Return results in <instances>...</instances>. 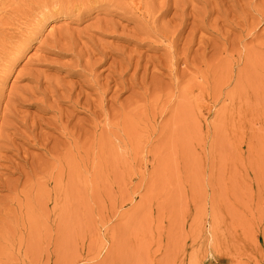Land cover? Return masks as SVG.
Masks as SVG:
<instances>
[{
    "label": "rangeland",
    "instance_id": "obj_1",
    "mask_svg": "<svg viewBox=\"0 0 264 264\" xmlns=\"http://www.w3.org/2000/svg\"><path fill=\"white\" fill-rule=\"evenodd\" d=\"M20 1L0 0V264H264V0Z\"/></svg>",
    "mask_w": 264,
    "mask_h": 264
},
{
    "label": "bare ground",
    "instance_id": "obj_2",
    "mask_svg": "<svg viewBox=\"0 0 264 264\" xmlns=\"http://www.w3.org/2000/svg\"><path fill=\"white\" fill-rule=\"evenodd\" d=\"M21 1L23 2V0H21ZM21 1H20V2H21ZM34 1H35L36 4L38 5L39 2L37 3L36 0H34ZM39 1H40V0H39ZM60 1H61V0H60ZM63 1H64V0H63ZM65 1H67V0H65ZM68 1H70V0H68ZM68 1H67V3H66V2H62V3H59V2H58V4H56V5H58V6H62L63 3H65L64 5L67 7ZM90 1H91V0H90ZM93 1H94V0H93ZM93 1H92V2H93ZM97 1H101V0H97ZM106 1H107V0H106ZM109 1H110V0H109ZM112 1H113V0H111L110 2H112ZM115 1L118 2V0H115ZM121 1H122V0H121ZM127 1H128V0H127ZM127 1H125V4H126ZM15 2H16V1H15ZM24 2H25V0H24ZM26 2H27V1H26ZM28 2H29V0H28ZM28 2H27V3H28ZM30 2H31V0H30ZM30 2H29V4H28V6L31 4ZM42 2H43V1H41L40 3H41V5H43V7H44V5L47 4V2H45L44 4H43ZM75 2H76V0H75ZM77 2H78V0H77ZM83 2H84V5H85V3H86V5H87V3H89V0H84ZM83 2H80V3H83ZM92 2H91V3H92ZM104 2H105V1H104ZM116 2H115V3H116ZM123 2H124V1H123ZM123 2H121V3H123ZM133 2H134V1H133ZM206 2L209 3L208 1H206ZM32 3H33V1H32ZM48 3H49V2H48ZM70 3L74 4V1H72V2H70ZM70 3H69V4H70ZM96 3H97V2H96ZM99 3H100V2H99ZM106 3H108V2H106ZM118 3H119V2H118ZM128 3H129V1H128ZM128 3H127V4H128ZM34 4H35V3H34ZM50 4H51V6L53 5L52 2H51ZM50 4H48V5H50ZM89 4H90V3H89ZM93 4H95V1H94ZM108 4H109V3H108ZM111 4H112V3H111ZM133 4H134V3H133ZM209 4H211V3H209ZM32 5H33V4H32ZM41 5H40V6H41ZM82 5H83V4H82ZM86 5H85V6H86ZM98 5H99V4H98ZM104 5H106V4H104ZM113 5H114V4H113ZM16 6H17V3H16ZM19 6H20V5H19ZM24 6H26V4H24ZM38 6H39V5H38ZM38 6H37V7H38ZM40 6H39V7H40ZM89 6H90V5H89ZM94 6H95V5H94ZM114 6H115V5H114ZM116 6H117V5H116ZM116 6H115V8H116ZM124 6H125V5H124ZM205 6H206V5H205ZM17 7H18V6H17ZM17 7H16V8H17ZM41 7H42V6H41ZM43 7H42V8H43ZM68 7H69V6H68ZM72 7H74V6H71V9H73ZM80 7H83V6H81V4H80ZM87 7H88V6H87ZM129 7H130V5H129ZM45 8H47V7L45 6ZM45 8H44V9H45ZM49 8H50V7H49ZM49 8H48V9H49ZM61 8H62V7H60V10H61ZM77 8H78V5H77ZM120 8L122 9V8H124V7L122 6V7H120ZM65 9H66V8H65ZM75 9H76V8H75ZM86 9H87V8H86ZM62 10H63V8H62ZM76 10H77V9H76ZM79 10H80V9H79ZM22 11H23V10H22ZM65 11H66V10H65ZM83 11H84V10H83ZM88 11H90V10L88 9ZM118 11H119V10H118ZM121 11H122V10H121ZM49 12H50V10H49ZM66 12H67V11H66ZM73 12H74V11H73ZM124 12H125V11H124ZM261 12H262V11H261ZM263 12H264V11H263ZM41 13H42V12H41ZM59 13H60V12H59ZM51 14H53V13H51ZM51 14H49V15H51ZM68 14H69V13H68ZM70 14H71V12H70ZM65 15H67V14H65ZM261 15H263V14L261 13ZM261 15H260V16H261ZM38 16H39V15H38ZM61 16H64V14H62ZM39 18H40V17H39ZM258 19H260V17H259ZM258 19H256V22H257ZM263 19H264V17H263ZM39 20H41V19H39ZM261 20H262V19H261ZM261 20H260V21H261ZM2 21H3V18H2ZM2 21L0 20V22H2ZM2 23H3V22H2ZM4 23H5V21H4ZM104 23H105V22H104ZM258 23H259V22H258ZM258 23H256V25H257ZM0 24H1V23H0ZM182 24H183V23H182ZM30 25H31V24H30ZM100 25H101V24H100ZM102 26H103V25H102ZM148 26H149V25H148ZM155 26H156V25H155ZM112 27H113V26H112ZM99 28H100V27H99ZM138 28H139V27H138ZM143 30H144V29H143ZM152 30H153V29H152ZM135 31H136V30H135ZM143 32H144V31H143ZM148 32H149V31H148ZM148 32H146V33L148 34ZM155 32H156V31H155ZM151 33H152V32H151ZM157 34H158V33H157ZM12 35H13V34H12ZM135 35H136V32H135ZM154 35H155V33H154ZM162 35H163V34H162ZM164 35H165V34H164ZM136 36H137V35H136ZM147 36H148V35H147ZM161 37H164V36H161ZM165 37H167V36L165 35ZM1 39H2V38H1ZM164 39H165V38H164ZM8 40H9V39H8ZM11 40H12V38H11ZM11 40H10V41H11ZM142 40H143V39H142ZM144 40H145V39H144ZM144 40H143V41H144ZM10 41H8L9 45H10V43H11ZM5 42H6V41H5ZM145 42H146V41H145ZM149 42H150V41H149ZM12 44H14V43H12ZM17 44L19 45V43H17ZM74 44H75V43H74ZM7 45H8V44H7ZM7 45H6V44L3 45L4 47L6 46V47H5L6 50L3 49L4 47H2V49L0 48L1 51H5V52H1V55H2V53H3V56H5L6 54H9V53H10L9 55H11V52H12V50H13L11 47L7 48ZM11 46H12V45H11ZM70 46H71V45H70ZM157 46H158V45H157ZM172 46H173V44H172ZM12 47H13V46H12ZM14 47H16V46H14ZM75 47H76V45H75ZM20 48H21V47H20ZM20 48H19V49H20ZM72 48H73V47H72ZM72 48H71V49H72ZM15 49H16V48H15ZM19 49H17V50H19ZM90 49H91V48H90ZM90 49H89V50H90ZM81 50H83V49H81ZM81 50H80V51H81ZM84 50H85V49H84ZM84 50H83V51H84ZM98 50H99V49H98ZM14 51H15V50H14ZM87 51H88V50H87ZM90 51H91V50H90ZM101 51H102V50H101ZM92 52H93V51H92ZM102 52L104 53V51H102ZM170 52H171V51H170ZM84 53H85V52H83V54H84ZM87 53H88V52H87ZM89 53H90V52H89ZM13 54H15V52H13ZM80 54H81V52H80ZM83 54H81V55H83ZM93 54H94V53H93ZM93 54H92V56H93ZM104 54H105V53H104ZM106 54H108V53H106ZM106 54H105V55H106ZM185 54H186V53H185ZM87 55H88V54H87ZM87 55H86V54L84 55V56H85V57H84V59H85L84 62L87 61V58H86ZM3 56H2V57H3ZM92 56H91V57H92ZM103 56H104V55H103ZM106 56H107V55H106ZM173 56H174V54H173ZM185 56H186V55H185ZM6 57H7V56H6ZM19 57H20V56H18V58H19ZM82 57H83V56H82ZM110 57H111V56H110ZM126 57H128V56H126ZM176 57H177V55H176ZM4 58H5V57H4ZM77 58H78V57H77ZM88 58H89V57H88ZM102 58H103V57H102ZM107 58H108V56H107ZM130 58H131V57H130ZM82 59H83V58H82ZM93 59H96V58H93ZM128 59H129V57L127 58V60H128ZM39 60H40V59H39ZM79 60H80V59H79ZM79 60H77V62H80ZM96 60H97V61H100V60H98V59H96ZM96 60H95V61H96ZM103 60H104V59H103ZM105 60H106V59H105ZM137 60H139V58H138ZM170 60H172V59H170ZM174 60H175V59H174ZM176 60H177V59H176ZM88 61H89V60H88ZM124 61H125V60H124ZM140 61H142V60H140ZM81 62H82V61H81ZM84 62H83V63H84ZM92 62H94V60H92L91 63H92ZM119 62H120V61H119ZM128 62H129V61H128ZM131 62H132V58H131ZM131 62H129L130 65H131ZM168 62H169V61H168ZM83 63H82V65H83ZM85 63H86V62H85ZM96 63H97V62H96ZM99 63H100V62H99ZM135 63H136V62H135ZM141 63H142V62H141ZM171 63H173V62H171ZM171 63H170V65H171ZM174 63H175V61H174ZM77 64H78V63H77ZM79 64H80V63H79ZM94 64H95V63H94ZM94 64H93V65H94ZM97 64H98V63H97ZM108 64H109V63H108ZM113 64H114V63H113ZM86 65H87V63H86ZM89 65H90V63H89ZM133 65H134V64H133ZM173 65H174V64H173ZM173 65H172L171 67H174ZM3 66H4V65H3ZM76 66H77V65H76ZM91 66H92V65H91ZM91 66H90V67H91ZM94 66H95V65H94ZM113 66H114V65H113ZM115 66H116V65H115ZM115 66H114V67H115ZM117 66H118V65H117ZM117 66H116V67H117ZM135 66H136L135 68L137 69V64H135ZM139 66H141V65H139ZM142 66H143V65H142ZM159 66H160V65H159ZM88 67H89V66H88ZM120 67H121V66H120ZM75 68H76V67H75ZM80 68L83 70V69H85L86 67L83 68V66H82V67L80 66ZM127 68H128V66H127ZM127 68H126V67L124 68V66H123L122 69H124V72H125V70H126ZM142 68H143V67H142ZM78 69H79V67H78ZM87 69H88V68H87ZM110 69H111V68H110ZM133 69H134V68H133ZM170 69H171V68H170ZM91 70H92V69H91ZM117 70H118V68H117ZM144 70H145V69H144ZM85 71H86V70H84V72H85ZM93 71H94V70H93ZM113 71H114V70H113ZM121 71H122V70H121ZM145 71H146V70H145ZM171 71H172V70H171ZM87 72H89V71H87ZM87 72H86V73H87ZM115 72H116V71H115ZM137 72H138V71H137ZM143 72H144V71H143ZM143 72H142V73H143ZM149 72H150V71H149ZM119 73H120V72L118 71V74H119ZM145 73H146V72H145ZM89 74H90V73H89ZM91 74H92V73H91ZM114 74H116V73H114ZM127 74H128V73H127ZM146 74H147V73H146ZM107 75H108V74H107ZM110 75H111V74H110ZM124 75H125V74H124ZM124 75H123V76H124ZM136 75H137V74H136ZM138 75H139V74H138ZM138 75H137V76H138ZM142 75H143V74H142ZM142 75H141V76H142ZM94 76H95V75H94ZM112 76H113V75H112ZM120 76H121V75H120ZM107 77H108V76H107ZM107 77H106V78H107ZM132 77H133V76H132ZM134 77H135V75H134ZM144 77H145V76H144ZM108 78L110 79V77H108ZM113 78H114V77H113ZM116 78H117V77H116ZM120 78H121V77H120ZM120 78H119V79H120ZM137 78H138V77H137ZM140 78H142V77H139V79H140ZM92 79H93V78H92ZM95 79H97V78H95ZM143 79L145 80V78H143ZM129 80H130V79H129ZM141 80H142V79H141ZM141 80H140V82H141ZM144 80H143V81H144ZM119 81H120V80H119ZM121 81H122V80H121ZM92 82H93V80H92ZM92 82H90V83H92ZM124 82L126 83L127 81H124ZM128 82H129V81H128ZM136 82H137V81H136ZM42 83H43V82H42ZM95 83H96V82H95ZM98 83H99V82H97L96 84H98ZM122 83H123V82H122ZM88 84H89V83H88ZM92 84H93V83H92ZM104 84H105V83H104ZM106 84H108V83H106ZM132 84H133V83H132ZM132 84H131V85H132ZM139 84H140V83H139ZM94 85H95V84H94ZM127 85H128V84H127ZM129 85H130V84H129ZM129 85H128V87H129ZM143 85H145V84H143ZM37 86H38V85H37ZM92 86H93V85H92ZM106 86H107V85H106ZM116 86H117V85H115L114 87H116ZM122 86H124V85H122ZM140 86H141V85H140ZM53 87L55 88V85H54ZM59 87H60V86H59ZM61 87H62V86H61ZM61 87H60V88H61ZM64 87H65V86H64ZM93 87H94V86H93ZM96 87H97V86H96ZM107 87H108V86H107ZM107 87H106V88H107ZM130 87H131V86H130ZM137 87H138V85H137ZM146 87H147V86H146ZM65 88H66V87H65ZM68 88H69V87H68ZM71 88H72V87H71ZM100 88H101V87H100ZM102 88H103V87H102ZM102 88H101V90H100V89H99V90L102 91ZM106 88H104V89H106ZM58 89H59V88H58ZM58 89H57V91H58ZM116 89H117V88H116ZM116 89H115V90H116ZM126 89H127V88H126ZM67 90H68V89H67ZM69 90H70V89H69ZM69 90H68V92L71 91V90H70V91H69ZM107 90L109 91V88H108ZM107 90H106V91H107ZM123 90H124V89H123ZM29 91H31V90H29ZM57 91H56V92H57ZM97 91H98V90H97ZM97 91H96L95 93H97ZM100 91H98V92H100ZM117 91H118V89H117ZM32 92H34V91H31V93H32ZM59 92H60V91H59ZM115 92H116V91H115ZM115 92H114V93H115ZM39 93H40V92H39ZM42 93H43V92H42ZM62 93H63V92H62ZM74 93H75V91H74ZM101 93H102V92H101ZM43 94H44V93H43ZM69 94H71V92H70ZM78 94H79V92H78ZM143 94H144V93H143ZM18 95H19V93H18ZM22 95H23V94H22ZM56 95H57V94H56ZM67 95H68V94H67ZM81 95H82V94H80V97H81ZM101 95H102V94H101ZM19 96H20V95H19ZM30 96H31V95H30ZM41 96H42V95H41ZM51 96H52V93H51ZM63 96H64V95H63ZM68 96H69V95H68ZM141 96H142V95H141ZM47 97H48V96H47ZM72 97H73V95H72ZM21 98H22V100H24L23 96H21ZM21 98H20V99H21ZM31 98H32V96H31ZM33 98H34V95H33ZM44 98H46V97L44 96ZM67 98H68V97H67ZM69 98H70V96H69ZM76 98H77V97H76ZM20 99H19V100H20ZM26 99H27V98H26ZM79 99H80V98H79ZM102 99H103V98H102ZM28 100H29V99H28ZM44 100H45V99H43V100H41V101H44ZM71 100H72V99H71ZM73 100H75V101H74V102H75L74 104H76V99H73ZM77 100H78V99H77ZM81 100H82V99H81ZM9 101H10V100H9ZM92 101H94V100H92ZM101 101H102V100H101ZM72 102H73V101H72ZM78 102H81V101H78ZM86 102H88V101H86ZM90 102H91V101H90ZM8 103H9V102H8ZM8 103H7V104H8ZM69 103H70V101H69ZM96 103H97V101H96V102L94 101V104H96ZM74 104L72 103V106H73ZM78 104H79V103H78ZM82 104H84V103H82ZM91 104H93V102H91ZM102 105H103V104H101V106H102ZM86 106H88V105H86ZM86 106H83V108L87 109ZM98 106H99V105H98V103H97L96 107H98ZM101 106H100V107H101ZM75 107H76V106H75ZM79 107H80V105H79ZM88 107H90V106H88ZM96 107L93 106V108H95V109H96ZM103 107H104V106H103ZM88 109H89V108H88ZM91 109H92V106H91ZM91 109H90V110H91ZM95 109H92V111L95 110ZM103 109H105V108H103ZM90 110H89V111H90ZM106 110H107V109H106ZM86 111H87V110H86ZM92 111H91V113L95 116L96 113L94 114V112H92ZM99 111H100V110H99ZM99 111H98V112H99ZM11 112H12V111H11ZM98 112H97V113H98ZM103 112H105V111H103ZM12 113H13V112H12ZM101 113H102V112H101ZM106 113H107V111H106ZM61 114H62V113H61ZM87 114H88V113H87ZM104 114H105V113H104ZM107 114H108V113H107ZM107 114H105V116H106ZM14 115H15V114H14ZM59 115H60V114H59ZM62 115H63V114H62ZM62 115H61V118H62ZM102 115H103V114H102ZM63 116H64V115H63ZM88 116H91V115H88ZM96 116H97V114H96ZM96 116H95V118H96ZM4 118H5V117H4ZM63 118H64V117H63ZM5 119H6V118H5ZM56 119H57V118H56ZM58 120H60V119H58ZM93 120H94V118H93ZM60 121H61V120H60ZM62 121H63V120H62ZM138 121H139V120H138ZM93 122L95 123V121H93ZM93 122H92V123H93ZM140 123H141V122H140ZM56 124H58V122H57ZM60 124L62 125V123H60ZM76 124H77V123H76ZM95 124H96V123H95ZM25 125H26V124H25ZM61 125H60V126H61ZM79 125H81V124L79 123ZM29 126H30V125H29ZM32 126H33V124H32ZM74 126H75V125H74ZM92 126H93V125H92ZM26 127H28V126H26ZM58 127H59V126H58ZM75 127H76V126H75ZM61 128H62V127H61ZM61 128H60V129H61ZM65 129H66V127H65ZM29 130H30V129H29ZM32 130H33V129H32ZM62 130H63V129H62ZM71 130H72V129H71ZM73 131H74V130H73ZM93 131H94V130H93ZM31 132H32V131H31ZM61 132H62V131H61ZM69 133L71 134V132H69ZM93 133H94V132H93ZM64 134H65V133H64ZM70 134H69V135H70ZM72 134H75V132H73ZM31 135H32V134H31ZM36 135H37V134H36ZM94 135H95V134H94ZM34 136H35V134H34ZM39 136H41V135H39ZM64 136H65V135H64ZM35 137H36V136H35ZM69 137L72 139L71 136H69ZM69 137H66V138H69ZM30 138H32V137H30ZM73 138H74V137H73ZM33 139H35V138H33ZM38 139H39V137H38ZM44 139H46V138H44ZM42 140H43V138H42ZM42 140H41V141H42ZM43 141H44V140H43ZM43 141H42V142H43ZM35 143H36V141H35ZM44 145H46V144H44ZM41 146H42V144H41ZM43 148H44V146H43ZM43 148H42V149H43ZM48 152H49V151H48ZM47 154H48V153H47Z\"/></svg>",
    "mask_w": 264,
    "mask_h": 264
}]
</instances>
